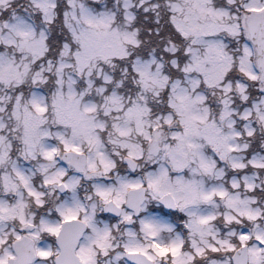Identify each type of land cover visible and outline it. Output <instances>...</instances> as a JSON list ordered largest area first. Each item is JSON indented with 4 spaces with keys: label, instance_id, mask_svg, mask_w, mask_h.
I'll use <instances>...</instances> for the list:
<instances>
[{
    "label": "snow or ice",
    "instance_id": "6c2138e0",
    "mask_svg": "<svg viewBox=\"0 0 264 264\" xmlns=\"http://www.w3.org/2000/svg\"><path fill=\"white\" fill-rule=\"evenodd\" d=\"M0 264H264V0H0Z\"/></svg>",
    "mask_w": 264,
    "mask_h": 264
}]
</instances>
